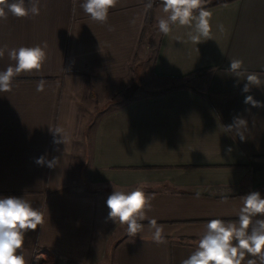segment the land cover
Listing matches in <instances>:
<instances>
[{"label":"crops","instance_id":"obj_1","mask_svg":"<svg viewBox=\"0 0 264 264\" xmlns=\"http://www.w3.org/2000/svg\"><path fill=\"white\" fill-rule=\"evenodd\" d=\"M81 3L40 0L39 15L0 21V47L47 45L41 69L0 92V197L44 213L25 234L29 264L35 246L51 264H181L210 219L236 221L243 196L264 197V107L244 103L248 95L264 102V85L245 93L247 81L227 71L241 59L264 81V0L206 5L212 39L197 45L187 26L159 32V0L147 11L146 0H117L107 24ZM147 34L159 35L154 52L143 48ZM10 64L6 50L0 70ZM159 81L176 83L157 94ZM236 117L247 122L243 140L225 128ZM57 126L66 145L53 142ZM41 156L57 166L37 164ZM137 187L154 196L146 216L166 243L153 241L147 220L130 237L107 219L114 188Z\"/></svg>","mask_w":264,"mask_h":264},{"label":"clouds","instance_id":"obj_2","mask_svg":"<svg viewBox=\"0 0 264 264\" xmlns=\"http://www.w3.org/2000/svg\"><path fill=\"white\" fill-rule=\"evenodd\" d=\"M156 0H146L145 11L153 8ZM117 0H82L80 4L83 12L89 18L101 24H107L109 10L115 6ZM163 15L157 19L160 33L168 35L173 25L187 26L191 30L187 33L188 39L199 44L212 39V26L210 23L212 13L205 7L206 0H159ZM40 14V0H0V21L6 20L8 15L16 18L37 16ZM221 32L223 24L218 25ZM111 30V29H110ZM46 44L32 47L21 46L7 49L0 47V58L7 50L10 64L6 69L0 70V92L11 91L13 80L24 72L39 71L46 60ZM234 76L245 79L247 83L242 91L247 93L250 86L264 85L258 74L250 73L244 67L241 59H231L227 70ZM44 90V83L37 85V91ZM245 104L253 107H264V102L255 100L251 95L245 97ZM246 120L236 117L233 124L226 130H235L241 140L245 139L240 131L246 127ZM55 144L69 142V134L63 127L50 128ZM231 152V148L227 149ZM39 165L48 167L57 166L58 160H46L41 156L36 161ZM197 197L199 193L196 194ZM154 196L146 195L144 190L137 187L131 191L114 188L106 200L109 209L108 220L115 224L118 222L127 226V234L136 237L144 229L143 221L147 220L152 233L153 241L157 244L166 243L164 229L156 219H149L146 210L151 208ZM228 197H222L226 202ZM243 203L239 209L236 221H226L216 218L210 219L199 238L195 250L181 264H242L245 257L246 264H264V197L260 192L252 191L242 197ZM44 213L33 207L25 198L16 196L0 197V264H29L25 259L23 247L25 234L28 230H36L44 224ZM40 257H36L39 261Z\"/></svg>","mask_w":264,"mask_h":264},{"label":"rangeland","instance_id":"obj_3","mask_svg":"<svg viewBox=\"0 0 264 264\" xmlns=\"http://www.w3.org/2000/svg\"><path fill=\"white\" fill-rule=\"evenodd\" d=\"M219 1H222V0H206V5H211L213 3H216V2H219ZM205 5V6H206ZM152 36H154V39L152 41V38L149 39V34L146 35V38H145V41H144V44H143V48L146 46V45H151V49H152V52H154V49H155V45H156V41L158 40L159 38V35H156L155 34H151ZM151 41V42H150ZM190 80H187L185 81V83H190L189 82ZM175 83L176 82H170V81H159L158 82V85H159V88H158V91L156 92L157 94H162L165 92V89H169V88H172V87H175ZM203 88V87H201ZM37 247V246H35ZM34 250V249H33ZM33 255H34V251L32 252V258H31V264H32V259H33ZM40 264H43L42 262Z\"/></svg>","mask_w":264,"mask_h":264},{"label":"built area","instance_id":"obj_4","mask_svg":"<svg viewBox=\"0 0 264 264\" xmlns=\"http://www.w3.org/2000/svg\"><path fill=\"white\" fill-rule=\"evenodd\" d=\"M33 251L34 255L32 259V264H40L41 262L43 264H51V257L46 249L37 246L34 248ZM36 257H40L39 261L36 260Z\"/></svg>","mask_w":264,"mask_h":264},{"label":"trees","instance_id":"obj_5","mask_svg":"<svg viewBox=\"0 0 264 264\" xmlns=\"http://www.w3.org/2000/svg\"><path fill=\"white\" fill-rule=\"evenodd\" d=\"M222 1H232V0H222ZM222 1H221V2H222ZM211 5H213V4H211ZM211 5H210V6H211ZM249 258H252V257L246 256V257H245V262H247V259H249Z\"/></svg>","mask_w":264,"mask_h":264}]
</instances>
